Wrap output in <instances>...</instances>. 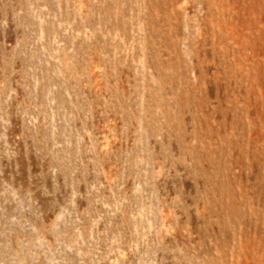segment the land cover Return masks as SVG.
Instances as JSON below:
<instances>
[{
    "label": "rangeland",
    "instance_id": "obj_1",
    "mask_svg": "<svg viewBox=\"0 0 264 264\" xmlns=\"http://www.w3.org/2000/svg\"><path fill=\"white\" fill-rule=\"evenodd\" d=\"M0 264H264V0H0Z\"/></svg>",
    "mask_w": 264,
    "mask_h": 264
}]
</instances>
